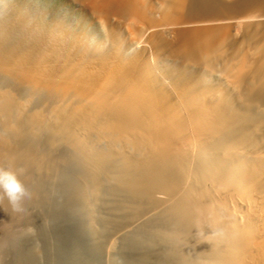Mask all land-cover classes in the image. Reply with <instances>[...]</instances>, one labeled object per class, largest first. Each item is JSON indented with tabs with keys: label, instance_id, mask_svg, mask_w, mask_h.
Listing matches in <instances>:
<instances>
[{
	"label": "bare ground",
	"instance_id": "1",
	"mask_svg": "<svg viewBox=\"0 0 264 264\" xmlns=\"http://www.w3.org/2000/svg\"><path fill=\"white\" fill-rule=\"evenodd\" d=\"M70 1L103 41L0 3V167L71 185L62 264H264V0Z\"/></svg>",
	"mask_w": 264,
	"mask_h": 264
},
{
	"label": "rangeland",
	"instance_id": "2",
	"mask_svg": "<svg viewBox=\"0 0 264 264\" xmlns=\"http://www.w3.org/2000/svg\"><path fill=\"white\" fill-rule=\"evenodd\" d=\"M0 3L14 11L26 12V16L37 22L53 27L59 25L58 29L74 32L75 35L78 33L77 36L91 38L92 41H103L108 36L107 26L97 23L70 0H0ZM49 174L46 170H36L21 177L31 193L23 211L13 210L6 200L0 201V264H62L64 257L70 254L68 248L71 237H77L78 224L68 208L78 206L73 199V190L69 188L71 185ZM73 177L75 182L81 181L77 175ZM101 215L102 220L110 218L107 210L102 209ZM120 215L112 229L124 228L125 233L128 228L127 213L120 212ZM112 229L103 228L104 232L99 237L101 246L107 251L115 243ZM79 239L85 253L88 252L84 238ZM26 259H33L34 262Z\"/></svg>",
	"mask_w": 264,
	"mask_h": 264
},
{
	"label": "clouds",
	"instance_id": "3",
	"mask_svg": "<svg viewBox=\"0 0 264 264\" xmlns=\"http://www.w3.org/2000/svg\"><path fill=\"white\" fill-rule=\"evenodd\" d=\"M23 171L0 167V199L6 200L15 211H23L24 205L31 199V193L21 180Z\"/></svg>",
	"mask_w": 264,
	"mask_h": 264
}]
</instances>
